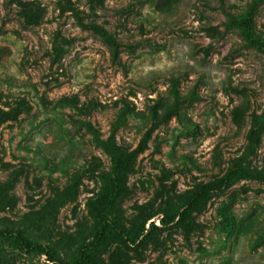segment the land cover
Listing matches in <instances>:
<instances>
[{
	"label": "rangeland",
	"instance_id": "1",
	"mask_svg": "<svg viewBox=\"0 0 264 264\" xmlns=\"http://www.w3.org/2000/svg\"><path fill=\"white\" fill-rule=\"evenodd\" d=\"M264 0H0V264H264ZM113 136L119 168L96 143ZM119 192H115V185Z\"/></svg>",
	"mask_w": 264,
	"mask_h": 264
},
{
	"label": "trees",
	"instance_id": "2",
	"mask_svg": "<svg viewBox=\"0 0 264 264\" xmlns=\"http://www.w3.org/2000/svg\"><path fill=\"white\" fill-rule=\"evenodd\" d=\"M264 127V121L261 124ZM90 130L93 132L95 141L98 145L105 147L106 149L110 150L113 154V158L118 164V167L123 169L127 166V159L119 152L117 146L115 145L113 136H109L107 141H103L98 138L96 131L89 125ZM255 133V129H251L249 136H248V146L246 151V156L236 160L233 165L226 171L222 178H220L216 182L208 183L203 185L199 192H197L192 199L189 201L190 206H196L201 200H204L205 197L210 194L211 192L221 190L224 187L231 184L232 180L236 176H242L244 178H251V179H260L264 181V166L258 169H249L245 167L244 163L247 158L253 154L254 151V141L253 135ZM115 192L111 194L108 198L109 202L112 201V197H114L120 190L119 185H115ZM115 235L116 237L122 240H128L126 233L120 228L118 223L113 219H108L106 217H100L94 236L91 241L82 244L79 247V252L76 259L70 263H58V264H95L92 262L90 258V251L93 248L100 246L109 235ZM0 236H4L12 240V242L20 249L24 251H46V249L38 243H32L29 241L21 231L17 230L14 232H6L0 230ZM49 257H51L50 252H48Z\"/></svg>",
	"mask_w": 264,
	"mask_h": 264
}]
</instances>
